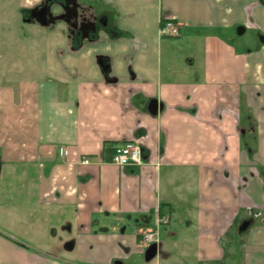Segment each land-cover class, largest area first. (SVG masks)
<instances>
[{
  "label": "crops",
  "instance_id": "crops-1",
  "mask_svg": "<svg viewBox=\"0 0 264 264\" xmlns=\"http://www.w3.org/2000/svg\"><path fill=\"white\" fill-rule=\"evenodd\" d=\"M48 1L11 15L37 56L0 95V153L28 188V243L56 218L63 263L0 237V264H144L158 210L169 223L149 264H264V0ZM167 21L179 36L160 34ZM141 139L146 165L108 162Z\"/></svg>",
  "mask_w": 264,
  "mask_h": 264
},
{
  "label": "rangeland",
  "instance_id": "rangeland-1",
  "mask_svg": "<svg viewBox=\"0 0 264 264\" xmlns=\"http://www.w3.org/2000/svg\"><path fill=\"white\" fill-rule=\"evenodd\" d=\"M17 3L18 0H10L7 9L10 12V15L8 14L6 17L10 19L8 25H12H0V95L7 94L9 89V91L16 93L20 91L17 83L22 82V79L18 80V78H24V66L28 64L25 63V61L29 57L33 59L37 56V54H32L35 33L29 31L30 25L25 24L23 21L14 22V20H11V15H13ZM6 11H3L1 16L4 14L6 16ZM57 13L58 11H55V9L52 10L50 16L52 21L59 18L56 16ZM25 18H30V15L26 14ZM39 22V19H37L36 23ZM2 23L3 22H0V24ZM36 66L38 67V65ZM28 71L32 72L33 70L29 68L27 72ZM9 73H11L10 76L8 75ZM6 109L7 107H0V111ZM5 114L7 113L5 112ZM4 117L5 116H2L0 112V137H3L4 133H6L5 131H1V123L7 119V116L5 119ZM27 196L28 188L25 183L23 181H15L13 177L6 175V170L2 168V175L0 178V237L5 239L9 244L15 245L17 251L25 250L31 255L37 254L39 257H54L52 258L54 261L56 260L59 263H63L59 260L62 257H55L61 252L59 250L61 248L60 241L65 235L62 232L60 224L57 223L56 218L52 217L51 220L48 221L46 230L43 228L40 229V233L44 236L41 243L42 245L35 246L28 243L29 241L33 242L38 236V230L37 228L33 229L29 227L26 223L27 216L29 215L28 212L26 213V210H28L27 202L29 201ZM154 228H156V226ZM39 247L46 248L45 251L43 250L44 253L39 251ZM153 262L154 260L148 263L144 261V264Z\"/></svg>",
  "mask_w": 264,
  "mask_h": 264
},
{
  "label": "built area",
  "instance_id": "built-area-1",
  "mask_svg": "<svg viewBox=\"0 0 264 264\" xmlns=\"http://www.w3.org/2000/svg\"><path fill=\"white\" fill-rule=\"evenodd\" d=\"M180 24L174 21L163 23L160 34L167 37H177L180 35ZM60 155L68 157L69 151L66 147L60 148ZM108 162L118 167L144 166L149 162L144 156L143 140H132L114 148L113 154ZM84 165H89L91 159L84 157L81 161ZM169 223V217L162 216L158 210L156 228L142 232V243L145 249L153 244L160 243V228Z\"/></svg>",
  "mask_w": 264,
  "mask_h": 264
},
{
  "label": "water",
  "instance_id": "water-1",
  "mask_svg": "<svg viewBox=\"0 0 264 264\" xmlns=\"http://www.w3.org/2000/svg\"><path fill=\"white\" fill-rule=\"evenodd\" d=\"M163 106L158 102V101H153L149 107V112L154 115L157 116L159 114L160 111H162ZM2 168H3V161H2V156L0 153V178L2 175ZM162 248V244H153L150 247H148L145 251V261L146 262H151L153 261L155 258H157L159 251Z\"/></svg>",
  "mask_w": 264,
  "mask_h": 264
},
{
  "label": "trees",
  "instance_id": "trees-1",
  "mask_svg": "<svg viewBox=\"0 0 264 264\" xmlns=\"http://www.w3.org/2000/svg\"><path fill=\"white\" fill-rule=\"evenodd\" d=\"M49 5H53V4H61V5H64V6H67L66 3H68V0H49L48 1ZM78 34L75 35V37L77 36ZM114 151V149H112ZM106 151H111V150H106Z\"/></svg>",
  "mask_w": 264,
  "mask_h": 264
},
{
  "label": "flooded vegetation",
  "instance_id": "flooded-vegetation-1",
  "mask_svg": "<svg viewBox=\"0 0 264 264\" xmlns=\"http://www.w3.org/2000/svg\"><path fill=\"white\" fill-rule=\"evenodd\" d=\"M70 1H71V0H68V3H70ZM60 5H61V4H60ZM62 6H64V5H62ZM67 7H68V5H67Z\"/></svg>",
  "mask_w": 264,
  "mask_h": 264
}]
</instances>
